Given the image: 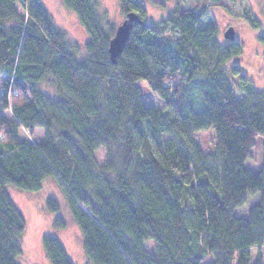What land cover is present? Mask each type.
Here are the masks:
<instances>
[{
  "label": "trees",
  "instance_id": "16d2710c",
  "mask_svg": "<svg viewBox=\"0 0 264 264\" xmlns=\"http://www.w3.org/2000/svg\"><path fill=\"white\" fill-rule=\"evenodd\" d=\"M63 3L86 31L82 46L41 0H0V264H19L27 228L8 187L36 192L49 178L91 264H264V88L241 72L243 44L222 42L215 21L202 25L205 8L177 7L149 25L141 0H119L144 23L113 63L101 0ZM240 20L262 27L248 9ZM144 85L161 107L146 105ZM39 129L40 142L22 135ZM208 130L216 144L205 154L194 135ZM258 138L254 172L246 164ZM46 207L60 210L53 198ZM42 247L51 264H73L58 238Z\"/></svg>",
  "mask_w": 264,
  "mask_h": 264
},
{
  "label": "rangeland",
  "instance_id": "374dc122",
  "mask_svg": "<svg viewBox=\"0 0 264 264\" xmlns=\"http://www.w3.org/2000/svg\"><path fill=\"white\" fill-rule=\"evenodd\" d=\"M226 1V0H225ZM48 10L53 23L63 31L68 41L82 46L88 36L81 26L78 16L68 9L63 0H41ZM145 8V21L153 25L159 20L166 19L170 13L179 8H192L207 10L208 15L203 19L202 25L215 21L220 29V39L227 42L224 33L229 27L235 29V40L245 47L244 59L240 64L241 72L251 78L259 87L264 88V47L259 37L264 33V0H240L227 6H209L208 0H141ZM102 14L107 12L104 18L106 32L117 27L127 19L122 13L119 0H101ZM244 9L254 12L262 23L260 29L254 30L240 20ZM176 36H174V39ZM261 43V44H260ZM41 89L51 96H55V89L52 81H45L40 85ZM144 99L147 106L161 107L163 102L144 85ZM238 99L242 96L237 93ZM3 114L11 117L9 109H4ZM25 139L31 142L43 140L44 132L39 129L33 135L22 130ZM194 140L199 144L205 154L215 152V133L213 130L199 132L194 135ZM262 139H257V145L252 151V159L247 161L248 169L258 172L262 166L261 153ZM106 157L105 150L97 152V159L102 163ZM8 192L16 206L25 217L27 228L22 238L23 256L18 260L19 264H51L44 253L42 239L46 235L58 238L64 245L68 258L73 264H91L86 257L83 248V238L78 225L73 220L68 201L64 190L58 185L55 179L45 180L39 191H24L14 187H8ZM53 198L59 205L58 213H51L47 210L46 202ZM61 219L65 227L57 228L55 221ZM264 253V249H263Z\"/></svg>",
  "mask_w": 264,
  "mask_h": 264
},
{
  "label": "water",
  "instance_id": "95a60500",
  "mask_svg": "<svg viewBox=\"0 0 264 264\" xmlns=\"http://www.w3.org/2000/svg\"><path fill=\"white\" fill-rule=\"evenodd\" d=\"M127 19L123 21L116 29L114 37L110 40L109 51L111 60L116 63L118 56L122 53L130 36L134 23L143 24L144 21L135 12H129ZM225 39L235 40V29L231 26L224 33Z\"/></svg>",
  "mask_w": 264,
  "mask_h": 264
}]
</instances>
